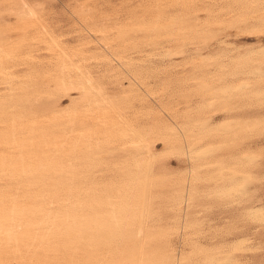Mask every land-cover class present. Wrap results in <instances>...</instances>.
<instances>
[{"label": "bare ground", "instance_id": "6f19581e", "mask_svg": "<svg viewBox=\"0 0 264 264\" xmlns=\"http://www.w3.org/2000/svg\"><path fill=\"white\" fill-rule=\"evenodd\" d=\"M11 1L6 14L0 15V79L16 81L8 92L0 93V146L4 147L0 178H6L0 184V264H242L237 251L251 248L247 235L224 251L211 252L194 244L188 253L182 243L187 245L200 225L191 212L200 179L210 184L211 200L235 204L244 220L264 224V202L256 186L260 155L249 148L235 149L239 135L262 126L264 119L251 117L247 123L244 115L232 114L215 119L217 112L224 114L239 101L256 99L257 105H264V47L240 50L215 33L225 24L238 28L243 18L264 10V0L232 1L225 7L229 19L223 18L225 13L204 9L208 16L204 24L197 13L201 10L190 7L197 6V0H170L184 6L181 16L166 18L158 11L149 21L135 20L130 30L120 31L121 35L149 31L157 37L163 33L180 37L186 31L193 44L189 52L164 46L156 54L161 64L174 68L184 60L198 71L211 68V81L219 77L220 84L215 85L205 75L194 76L200 91L208 93L201 98L196 116L179 130L161 128L165 153L176 152L188 163L163 206L160 189L173 173L162 163L164 154L150 130L144 131L128 115L132 101L128 94L134 89L109 91L86 63L103 60L111 68L118 54L98 42L108 54L89 55L84 47L99 41L90 32L71 47L46 27L40 3ZM162 1L155 0L154 5L160 8ZM18 28L25 36L34 28L47 49L59 54L58 61L48 62L51 68L39 81L17 83L18 76L5 65L23 54L13 36ZM24 55L38 59L30 52ZM38 71L33 67L30 75ZM122 137L127 138L126 145L115 156L126 165L123 180L117 186L100 187L104 181L89 169L101 165L103 148ZM165 209L176 210L173 221L165 220ZM180 235L177 251L173 238Z\"/></svg>", "mask_w": 264, "mask_h": 264}, {"label": "rangeland", "instance_id": "374dc122", "mask_svg": "<svg viewBox=\"0 0 264 264\" xmlns=\"http://www.w3.org/2000/svg\"><path fill=\"white\" fill-rule=\"evenodd\" d=\"M31 1L42 5V20L45 22L46 27L53 35L59 36L69 46H78L80 38L86 37L87 33L90 32L91 34H96V38H99V41L93 40L91 44L84 47L89 55L99 52L104 53L100 49L98 42L102 45L106 44L109 47L108 51L110 53L118 54V58H115L116 61H114L111 68L103 60L89 59L86 63L96 72L99 79L106 84L109 91L119 94L121 90L130 88V86L134 89V93L128 94V99H132L130 107L127 109L128 115L144 131L150 130L148 132L156 140L158 151L164 154L165 159L162 163L167 165L173 173L171 176L166 177L165 184L160 189L162 194L160 204L162 206L165 205L168 197L173 193L175 181L183 177L182 175L188 163L176 152L165 153V148L160 139L162 138L161 128L165 125L179 130L181 124L189 118L196 116V110L199 108L200 102L208 93L200 91L201 89L198 87L200 81L194 79V76L205 75L208 78L205 80H208L207 82L210 81L209 83L214 82L213 84L215 85L220 84L217 80L219 77H214L215 80L211 81L210 78L212 75L214 76L211 68L207 69L208 72L198 71L191 64H186L184 60L174 68H167L161 64L156 54L162 51L164 46L165 48L170 47L172 49H176L179 46V50L189 52L193 44H190V38H186V31L180 32L183 34L180 37L173 35L166 36L165 33L157 37L149 31H137L138 33L132 31L121 35L120 31L122 29L130 30L131 24L135 20L138 22L149 21L152 16H157L158 11L164 12V17L166 18L181 16L185 12L184 6L182 4H172L170 0H163L161 2L163 6L160 8L154 5L155 0ZM232 1L234 0H216L215 3V0H197V6L190 4V7H196L197 10H201L197 13L199 14L200 23L204 24L208 18L206 11H204L207 8H212L211 10L215 11L217 15L225 13L223 18L227 16L225 19H229V16L226 15L228 11L225 7ZM208 3L214 5L210 6ZM11 5V0H0V13H2L0 15L6 14V9L10 8ZM258 6L262 7L261 5ZM221 7L224 10L220 12L219 9ZM260 9L253 12L247 18H243L240 26L236 28L237 30L230 24H225L224 28H220V30L214 27L215 33L219 35L220 39L222 37V40L233 43V46L240 50L264 47V27L262 26L264 24V10ZM12 21L14 22V19ZM19 29L15 30L13 36L15 39L18 38V46H20V51L23 54L19 56L20 58L7 60L5 65L9 71L11 70V73L16 74L15 76H25L16 77V80L19 79L17 83L25 82V80L39 81L43 73L51 68L48 62L58 61L59 54L47 49L46 44L41 41L40 36L34 28H29L26 36ZM124 39L128 41L123 42ZM257 44L258 46H255ZM29 52L38 59H29V56L24 55ZM38 61L42 62V64L39 65L40 62ZM33 67L39 70L34 77L30 75L31 68ZM53 68H55L54 65ZM109 69L112 72L108 77L104 75V72ZM111 74L115 75L111 76ZM14 83L16 81L11 82L8 80L5 82L0 79V93L8 92ZM262 83L264 84V82ZM230 107L228 112L224 114L223 112H217L215 119H220L230 114L241 116V118H248L247 123L251 122H249V118L251 117L264 119V105H257L256 99H246L242 103L239 101L235 105L233 103ZM250 128L249 131L239 135L240 138L236 140L239 145L235 146V149L242 150L249 148L252 152L260 155L259 165L261 166L256 173V186L259 188V197L264 202V124L257 126L253 130ZM126 141L127 138L122 137L105 146L102 153L99 154L101 165L89 169L90 172L94 173L93 176L98 178V180L104 181L100 187L110 188L122 182L126 165L119 162L115 155H118L117 151L120 146L126 145ZM3 148V146H0V151ZM230 149L231 145L228 147V150ZM4 179L6 178H0V184L5 181ZM205 181L204 179H200L196 183L199 186V197L197 196L195 200L197 203H195L196 205L191 209V212L200 225L197 233L190 235L189 239L191 240H189L188 244L183 245L182 243L184 250L188 253L191 252L192 246L195 244L200 249H207V251L211 252L215 249L224 251V247L230 246L235 248L237 240L247 235L250 239L248 242L249 248H251L249 250L242 248L237 251L238 259L242 264H264V224L244 220L235 204L228 206L223 200H211V187ZM209 203H212L211 206ZM175 215L176 210L165 209L164 216L167 222L173 221ZM181 235L173 238L177 251L181 246ZM201 255L198 254L199 259H201Z\"/></svg>", "mask_w": 264, "mask_h": 264}]
</instances>
